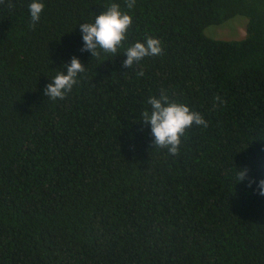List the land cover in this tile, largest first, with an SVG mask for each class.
<instances>
[{
    "label": "trees",
    "instance_id": "trees-1",
    "mask_svg": "<svg viewBox=\"0 0 264 264\" xmlns=\"http://www.w3.org/2000/svg\"><path fill=\"white\" fill-rule=\"evenodd\" d=\"M31 2L0 3V264H264V0H41L35 28ZM113 2L133 24L92 57L79 25ZM237 15L244 38L206 35ZM148 36L163 55L125 67ZM73 56L86 72L48 99ZM162 89L207 121L178 155L139 119Z\"/></svg>",
    "mask_w": 264,
    "mask_h": 264
},
{
    "label": "clouds",
    "instance_id": "clouds-1",
    "mask_svg": "<svg viewBox=\"0 0 264 264\" xmlns=\"http://www.w3.org/2000/svg\"><path fill=\"white\" fill-rule=\"evenodd\" d=\"M4 0H0L3 3ZM128 9H133L135 0H125ZM9 8L14 5L9 2ZM45 4L41 0H32L28 5L30 13V28H35L41 19ZM133 24V17L126 11H122L120 4L111 3L106 11L95 17L94 22L81 23L79 25L83 34L84 45L81 51H90L92 57H100L101 52L109 55L121 54L119 51L127 39V33ZM162 41L158 37L148 36L145 41L137 40L128 46L122 54L127 58L123 61L125 67L133 68L146 57L163 55ZM67 71H59L46 85L44 95L52 101H63L79 83L80 74L86 72V67L78 57L73 56L71 62L65 65ZM137 77L143 76L142 71L136 73ZM146 108L140 116L146 125H151V134L154 136L156 148L167 149L169 155H178L182 143V136L186 129L193 126H207L204 116L193 111L191 106L185 103L169 101L165 90H161L159 96L151 95L146 99ZM247 169L240 170L238 181L245 179ZM260 193L264 195V179L259 181Z\"/></svg>",
    "mask_w": 264,
    "mask_h": 264
},
{
    "label": "rangeland",
    "instance_id": "rangeland-1",
    "mask_svg": "<svg viewBox=\"0 0 264 264\" xmlns=\"http://www.w3.org/2000/svg\"><path fill=\"white\" fill-rule=\"evenodd\" d=\"M247 24L246 16L237 15L222 24L207 26L205 33L216 39L240 40L246 35Z\"/></svg>",
    "mask_w": 264,
    "mask_h": 264
}]
</instances>
